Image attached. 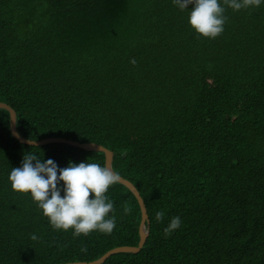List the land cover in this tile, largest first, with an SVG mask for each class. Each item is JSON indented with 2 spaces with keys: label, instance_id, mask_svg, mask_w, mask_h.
<instances>
[{
  "label": "trees",
  "instance_id": "trees-1",
  "mask_svg": "<svg viewBox=\"0 0 264 264\" xmlns=\"http://www.w3.org/2000/svg\"><path fill=\"white\" fill-rule=\"evenodd\" d=\"M224 7L207 39L171 0H0V102L18 132L105 147L147 207L143 249L103 264H264V4ZM26 152L106 167L102 152L21 143L0 109V264L90 263L139 245L141 207L118 182L105 193L110 234L52 229L10 187Z\"/></svg>",
  "mask_w": 264,
  "mask_h": 264
},
{
  "label": "clouds",
  "instance_id": "clouds-1",
  "mask_svg": "<svg viewBox=\"0 0 264 264\" xmlns=\"http://www.w3.org/2000/svg\"><path fill=\"white\" fill-rule=\"evenodd\" d=\"M181 11L187 10V22L192 31L202 38L214 39L223 32L225 7L233 11L255 8L264 0H171ZM191 6V7H189ZM130 63L135 64V60ZM12 191L29 195L42 217L54 230L68 231L73 237L88 235L91 231L110 234L115 217L109 215L113 202L105 193L116 183L117 174L94 162H69L58 168L51 159L44 160L35 153L26 152L18 167L8 174ZM91 194V198H89ZM125 213L130 211L125 205ZM161 211L155 213L159 221ZM181 225L174 216L163 229L165 237ZM31 239H37L33 234ZM81 251H86L82 248ZM79 264V262H74Z\"/></svg>",
  "mask_w": 264,
  "mask_h": 264
},
{
  "label": "water",
  "instance_id": "water-1",
  "mask_svg": "<svg viewBox=\"0 0 264 264\" xmlns=\"http://www.w3.org/2000/svg\"><path fill=\"white\" fill-rule=\"evenodd\" d=\"M0 109H5L10 113V127H11L12 135L14 136V138L16 140L20 141L21 143L27 144V145H32V146H43V145H47V144L62 143V144H68V145H71L73 147H77L80 149L102 152V153H105V155H106V167L110 171L114 172V170H113L114 154H113V152L106 149L105 147L98 145V144H93V143L83 144V143L75 142L72 140H67V139H63V138H55V137L43 139L40 141H33V140L26 139L18 132L16 111L12 107H10L8 104L2 103V102H0ZM116 182L125 185L135 195V197L137 198L139 205L141 207L142 220H141V224H140V243L137 247H129V246L117 247V248L109 251L108 253H106L104 256H102L100 259H98L96 261H93L90 263L79 262V264H103L112 255H115L118 253L137 254L143 249V247L145 245V242L149 236V230H148V219H149V217H148V211H147V207L145 205V202H144L143 198L141 197L138 189L130 181H128V180L117 175V181ZM67 264H74V263H67Z\"/></svg>",
  "mask_w": 264,
  "mask_h": 264
}]
</instances>
